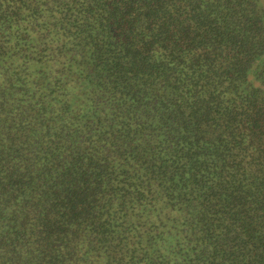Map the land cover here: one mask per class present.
Here are the masks:
<instances>
[{"label": "trees", "instance_id": "trees-1", "mask_svg": "<svg viewBox=\"0 0 264 264\" xmlns=\"http://www.w3.org/2000/svg\"><path fill=\"white\" fill-rule=\"evenodd\" d=\"M0 264H264V0H0Z\"/></svg>", "mask_w": 264, "mask_h": 264}]
</instances>
